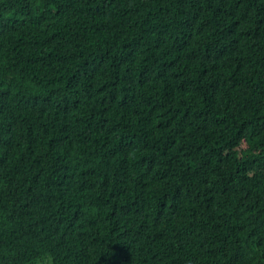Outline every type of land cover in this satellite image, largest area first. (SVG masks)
I'll return each mask as SVG.
<instances>
[{"label": "trees", "instance_id": "trees-1", "mask_svg": "<svg viewBox=\"0 0 264 264\" xmlns=\"http://www.w3.org/2000/svg\"><path fill=\"white\" fill-rule=\"evenodd\" d=\"M0 264H264V0H0Z\"/></svg>", "mask_w": 264, "mask_h": 264}]
</instances>
